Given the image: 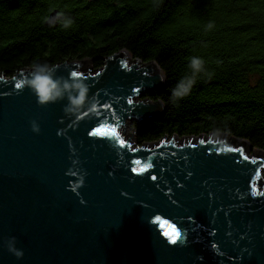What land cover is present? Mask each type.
<instances>
[{
  "label": "water",
  "instance_id": "obj_1",
  "mask_svg": "<svg viewBox=\"0 0 264 264\" xmlns=\"http://www.w3.org/2000/svg\"><path fill=\"white\" fill-rule=\"evenodd\" d=\"M131 57L54 64L96 99L79 118L18 87L32 67L0 72V264H264V152L212 132L135 144L125 123L163 113L138 97L165 75Z\"/></svg>",
  "mask_w": 264,
  "mask_h": 264
},
{
  "label": "trees",
  "instance_id": "obj_2",
  "mask_svg": "<svg viewBox=\"0 0 264 264\" xmlns=\"http://www.w3.org/2000/svg\"><path fill=\"white\" fill-rule=\"evenodd\" d=\"M71 19L48 23L52 11ZM121 48L163 71V113L132 121L138 145L163 137L222 134L264 152V0H0V72L37 62L91 58L94 68ZM204 61L190 94L172 88ZM83 70V69H82ZM130 136V135H129Z\"/></svg>",
  "mask_w": 264,
  "mask_h": 264
},
{
  "label": "clouds",
  "instance_id": "obj_3",
  "mask_svg": "<svg viewBox=\"0 0 264 264\" xmlns=\"http://www.w3.org/2000/svg\"><path fill=\"white\" fill-rule=\"evenodd\" d=\"M59 22L63 28L71 26V19L64 18L58 13L50 23ZM188 68L191 70L190 76L182 77L171 90L170 98L173 103L190 94L193 85L196 82V76L203 70L204 61L200 57H192L188 62ZM59 67L50 65L47 62L35 63L30 72L23 76L18 87L28 88L35 95L37 104L46 106L50 103H56L66 100L62 111L66 116L79 118L81 113H92L96 109V99L89 95V85L76 71H69L65 77L57 75ZM33 132H39V126L35 120L31 121ZM84 176L80 177L79 187L83 186ZM83 203V201H81ZM177 238L169 241L170 244H176ZM183 244L184 240H180ZM7 250L16 258L23 256V251L15 246V237H10L6 241Z\"/></svg>",
  "mask_w": 264,
  "mask_h": 264
},
{
  "label": "rangeland",
  "instance_id": "obj_4",
  "mask_svg": "<svg viewBox=\"0 0 264 264\" xmlns=\"http://www.w3.org/2000/svg\"><path fill=\"white\" fill-rule=\"evenodd\" d=\"M90 65H91V67H92V69H90V70H91V71H95L96 68H94V65H93V59H90ZM144 94H145V93H144ZM144 94H143V95H140L138 98H139V99H145L146 96H144ZM138 98H137V99H138ZM125 124H126L128 127H130V128L132 129V122H130L129 120H127ZM132 130H133V129H132ZM134 142H135V144L138 145V143L136 142V140H134ZM250 153H252V149L250 150Z\"/></svg>",
  "mask_w": 264,
  "mask_h": 264
},
{
  "label": "snow or ice",
  "instance_id": "obj_5",
  "mask_svg": "<svg viewBox=\"0 0 264 264\" xmlns=\"http://www.w3.org/2000/svg\"><path fill=\"white\" fill-rule=\"evenodd\" d=\"M121 143H123V141H121ZM143 170H144L143 168L139 169V171H143ZM172 237L175 238V235H172Z\"/></svg>",
  "mask_w": 264,
  "mask_h": 264
}]
</instances>
